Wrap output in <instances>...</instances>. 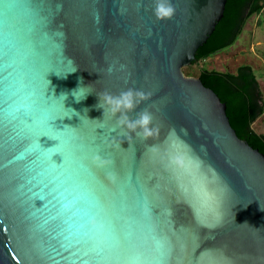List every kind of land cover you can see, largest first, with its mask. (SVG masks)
Masks as SVG:
<instances>
[{"label":"water","instance_id":"1","mask_svg":"<svg viewBox=\"0 0 264 264\" xmlns=\"http://www.w3.org/2000/svg\"><path fill=\"white\" fill-rule=\"evenodd\" d=\"M172 2L165 20L154 0L0 2V264H264V153L183 71L227 0ZM128 87L152 93L136 111L158 136L96 106Z\"/></svg>","mask_w":264,"mask_h":264},{"label":"trees","instance_id":"2","mask_svg":"<svg viewBox=\"0 0 264 264\" xmlns=\"http://www.w3.org/2000/svg\"><path fill=\"white\" fill-rule=\"evenodd\" d=\"M263 10L264 0H227L223 18L199 47L195 62L234 44L248 19L254 14L261 15ZM198 77L226 102L230 122L240 138L264 153V132L253 125L264 114V93L254 67L241 64L236 71L203 67Z\"/></svg>","mask_w":264,"mask_h":264},{"label":"clouds","instance_id":"3","mask_svg":"<svg viewBox=\"0 0 264 264\" xmlns=\"http://www.w3.org/2000/svg\"><path fill=\"white\" fill-rule=\"evenodd\" d=\"M153 12L158 20L171 19L176 13V8L172 0H154ZM113 70L114 66H110L108 69L109 73ZM83 88L85 87L74 92L77 99L86 93L82 91ZM151 95V92L135 87L125 88L116 94L105 90L98 94L99 101L96 106L103 109V117L115 118L116 126L125 132L129 140H131L132 134L147 140L159 135V126L153 124L154 117L150 110L144 108L137 112L136 109L149 100ZM133 112H135L134 117L130 115ZM119 146V144L116 145V147ZM150 150L153 153L159 151L155 145H151ZM92 162L97 168L106 170L109 180L117 181V173L112 170L114 160L110 156L97 152L93 155ZM172 162L178 166L183 163L180 157L174 158Z\"/></svg>","mask_w":264,"mask_h":264},{"label":"rangeland","instance_id":"4","mask_svg":"<svg viewBox=\"0 0 264 264\" xmlns=\"http://www.w3.org/2000/svg\"><path fill=\"white\" fill-rule=\"evenodd\" d=\"M241 64L254 67L264 93V10L261 15L254 14L248 19L244 31L234 44L207 59L185 66L183 71L187 76L198 77L203 67L236 71ZM262 118L264 114L253 124L260 132H264Z\"/></svg>","mask_w":264,"mask_h":264},{"label":"snow or ice","instance_id":"5","mask_svg":"<svg viewBox=\"0 0 264 264\" xmlns=\"http://www.w3.org/2000/svg\"><path fill=\"white\" fill-rule=\"evenodd\" d=\"M0 2H3V0H0ZM30 2H31V3H35V4L37 5V7L39 6V4H38V0H30ZM6 7H11V5H6ZM50 120H52V119H49V120L47 121V126L53 128V126L49 123ZM45 134H47V135L49 136V133H48V132H44V133H42L41 136H42V135H45ZM59 153H61V154L63 155V157H64V154H63L62 152H59ZM93 219H94V218H93ZM91 221H92V219L90 220V224H91ZM101 227H102V225H97V226L93 227L92 229H93L94 231H92V233H96V232H98V231L100 230ZM69 250H70V247H69ZM91 251L97 252V254L100 255L101 253L104 252V249H103V248H99V249H98L97 247H92V248H91ZM77 258H81V257L77 256ZM101 258H105V257L101 256Z\"/></svg>","mask_w":264,"mask_h":264},{"label":"built area","instance_id":"6","mask_svg":"<svg viewBox=\"0 0 264 264\" xmlns=\"http://www.w3.org/2000/svg\"><path fill=\"white\" fill-rule=\"evenodd\" d=\"M262 123L264 124V118L261 119Z\"/></svg>","mask_w":264,"mask_h":264},{"label":"crops","instance_id":"7","mask_svg":"<svg viewBox=\"0 0 264 264\" xmlns=\"http://www.w3.org/2000/svg\"><path fill=\"white\" fill-rule=\"evenodd\" d=\"M257 130V129H256Z\"/></svg>","mask_w":264,"mask_h":264}]
</instances>
